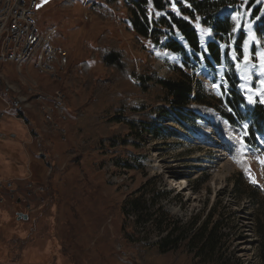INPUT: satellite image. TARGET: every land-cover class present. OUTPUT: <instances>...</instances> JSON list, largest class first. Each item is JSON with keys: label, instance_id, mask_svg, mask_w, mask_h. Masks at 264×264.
I'll list each match as a JSON object with an SVG mask.
<instances>
[{"label": "rangeland", "instance_id": "1", "mask_svg": "<svg viewBox=\"0 0 264 264\" xmlns=\"http://www.w3.org/2000/svg\"><path fill=\"white\" fill-rule=\"evenodd\" d=\"M64 1L48 0L39 10L38 25L43 32L57 29L54 45L68 55L66 72L54 79L38 73L36 59L21 72L14 64L0 61V112L11 106L12 113L24 120L9 115L0 119V148L9 144L12 150L5 161L8 168H0V264H143L136 243L127 242L121 234L120 206L130 194L148 180L161 177L158 186L163 191L162 205L172 216L186 220L229 192L230 181L239 173L250 182L255 179L264 185V135L260 137L261 148L250 149L241 144L239 132L214 110L193 103L188 108L198 117L194 124L162 122L168 129L159 131L158 137L146 136L135 147L119 149L116 156L100 151L79 155L85 141L75 132L77 111L93 110L88 105L91 90L75 83L69 70L91 61L94 78L106 77V69L97 57L85 52L84 46L96 47L100 35L109 31L120 39L131 58L145 61L146 56L135 43L132 29L92 11L94 0H78L72 8H63ZM170 1L179 9L178 15L171 7L177 17L184 18L185 11L191 9L185 0ZM251 1L255 0H227L220 16L230 18L233 25L234 35L228 37L229 63L237 73V89L248 101H261L264 67L259 57L264 56V9L257 17L253 12L264 0L248 7ZM192 24L201 31L198 19ZM237 33L244 36L241 53L235 45ZM174 35L189 58L156 48L153 69L157 75L171 77L175 67H182L194 74L203 93L223 96L229 88L225 73L233 76L229 65L210 67L202 54L197 61L185 39ZM211 36L202 38L201 34L203 49ZM168 41L162 39L163 45ZM233 52L237 54L235 61ZM246 56L251 58V65L245 66ZM38 97H59L65 106L64 116L58 111L47 112L52 103ZM144 103L149 102L133 100L130 106L140 108ZM223 197L224 203L238 213L237 223L243 225L239 229L238 257L244 264H263L258 256L256 229L264 211H258L248 198ZM142 233L144 242L157 240L150 226H145Z\"/></svg>", "mask_w": 264, "mask_h": 264}, {"label": "trees", "instance_id": "2", "mask_svg": "<svg viewBox=\"0 0 264 264\" xmlns=\"http://www.w3.org/2000/svg\"><path fill=\"white\" fill-rule=\"evenodd\" d=\"M77 1L65 0L63 8H72ZM185 1L191 5V9H187L184 14L189 19L173 14V2L170 0L91 1L92 11L99 17L119 21L132 29L134 41L141 47L146 59L131 58L120 39L109 31L100 35L96 47L84 46L85 52L90 57H97L106 69V77L101 80L94 78L91 61H84L75 70H69V74L74 75L71 78L75 83L91 90L88 105L93 110L77 111L75 132L85 141L80 146L79 155L100 151L116 156L114 154L119 149L135 147L144 142L146 136L158 137L159 131L168 129L163 123L179 120L180 123L194 124L198 117L188 108L193 103L206 105L216 111L239 131L247 147L256 150L261 148L264 103L259 99L249 103L237 89V73L229 63L231 47L228 37L234 35L233 25L230 18L220 16L227 0ZM256 1H251L248 7H252ZM262 9L264 2L254 10L253 16L257 17ZM153 11L163 15L149 18L148 14ZM196 19L202 29L211 30L212 36L205 44L206 50L201 46V31L192 24ZM174 34L185 39L191 49V56L197 61H200L198 54H202L210 67L229 65L233 76L225 73L229 88L227 91L223 89V96L203 93L194 74L190 75L182 67H175L171 77L160 78L157 75L153 69L156 48L175 55L183 53L189 58L186 56L187 49L175 41ZM235 35L236 49L241 53L244 36L243 33ZM164 38H169L166 45L162 43ZM142 40H147L149 44L145 45ZM133 100H146L149 103L134 108L130 106ZM18 114L23 115L21 110H18ZM9 146L6 144L0 148L2 169L8 168L5 161L12 155ZM160 179L154 177L142 184L120 206L121 234L127 242L136 243L143 264H244L237 255V242L242 237L239 229L243 225L237 223L238 213L228 203H224V197L222 199L221 196L248 198L258 211L260 208L264 211V188L261 184H253L239 173L230 181L229 192L217 196L209 208L206 206L183 220L172 216L162 205L160 200L163 199V191L158 186ZM145 226L152 227L156 241L147 243L141 239ZM256 233L258 256L264 264V217L257 220Z\"/></svg>", "mask_w": 264, "mask_h": 264}, {"label": "built area", "instance_id": "3", "mask_svg": "<svg viewBox=\"0 0 264 264\" xmlns=\"http://www.w3.org/2000/svg\"><path fill=\"white\" fill-rule=\"evenodd\" d=\"M42 0H9L8 12L3 14L0 19V55H6L10 64H14L18 72L21 69H29L28 66H18L17 56L19 52L27 50V45H34V52H38L39 45L45 42L43 31L39 29L37 4H41ZM56 38V33L54 37ZM38 65V73L44 75V72H52L55 79L59 73L66 72L69 65L67 53L60 47L53 45L50 51L49 59L43 60ZM46 103H55L59 112L64 116L65 106L59 97L44 98ZM48 112V108H47ZM6 115L23 122V119L15 117L11 111V106L0 112V119ZM27 126V124H24Z\"/></svg>", "mask_w": 264, "mask_h": 264}, {"label": "bare ground", "instance_id": "4", "mask_svg": "<svg viewBox=\"0 0 264 264\" xmlns=\"http://www.w3.org/2000/svg\"><path fill=\"white\" fill-rule=\"evenodd\" d=\"M8 9H9V0H0V19L3 17V14L8 12ZM48 30H47V32H43V38H45V42H43V44L39 45L38 52H34V45H27V50H23V51L19 52V54L17 56L18 66H28V63L30 62V60L33 61L34 59H36V65L35 66L38 70L37 64H40V62H43V60L49 59L50 51L54 45V40H55V38H52V37H54V33H56L57 29L56 28H53V29L50 28V30L49 31ZM0 61L2 63H9L10 62V61H8V57L6 55H0ZM44 76L51 77V78L55 79V74H53L52 72H44ZM37 99L43 100V97H38ZM52 106H53L52 108H48V112H57V111L59 112L57 104L52 103ZM59 113L61 114V112H59ZM15 116H16V118L23 119V118L18 117L17 114H15ZM229 144L230 143H228L227 145L229 146ZM182 183H184V182L181 181L180 184H182Z\"/></svg>", "mask_w": 264, "mask_h": 264}, {"label": "snow or ice", "instance_id": "5", "mask_svg": "<svg viewBox=\"0 0 264 264\" xmlns=\"http://www.w3.org/2000/svg\"><path fill=\"white\" fill-rule=\"evenodd\" d=\"M46 3H48V0H42V3L41 4H37L36 8L39 10ZM188 7H191V5H188ZM173 8H174V10L177 11V14L179 15L180 14L179 13V9L176 8L175 3L173 4ZM185 19H187V17H185ZM197 26L199 27V25H197ZM201 34H202V38H203V35H211V30L210 29H202L201 30ZM232 59L234 61L237 60V54L235 52H233V54H232ZM259 59H260L261 66L264 67V56H260ZM251 64H252L251 58L246 56V58H245V66L251 65ZM237 67L239 68L240 65L238 64ZM261 83L264 84V81H262ZM216 87H219V86L217 85ZM261 91H264V89H262ZM249 102L250 103H254L255 101L250 98ZM261 102L264 103V99H262ZM245 128H247V125H245ZM241 144H245V141L241 140ZM261 163L264 164V161H261ZM252 183L255 184L256 180L253 179ZM261 187H264V185H261Z\"/></svg>", "mask_w": 264, "mask_h": 264}, {"label": "water", "instance_id": "6", "mask_svg": "<svg viewBox=\"0 0 264 264\" xmlns=\"http://www.w3.org/2000/svg\"><path fill=\"white\" fill-rule=\"evenodd\" d=\"M23 217V215H19V218L21 219ZM28 217L27 216H24V219H27Z\"/></svg>", "mask_w": 264, "mask_h": 264}]
</instances>
